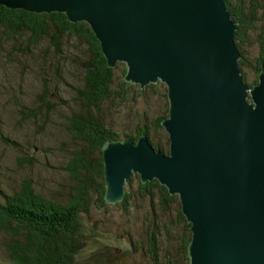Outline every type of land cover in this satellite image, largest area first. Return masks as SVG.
I'll return each mask as SVG.
<instances>
[{
  "label": "water",
  "instance_id": "95a60500",
  "mask_svg": "<svg viewBox=\"0 0 264 264\" xmlns=\"http://www.w3.org/2000/svg\"><path fill=\"white\" fill-rule=\"evenodd\" d=\"M65 13L95 31L111 66L141 87L167 85L169 154L147 134L107 142L105 198L125 197L133 173L158 179L192 223L190 264H264V69L245 79L239 25L225 0H0Z\"/></svg>",
  "mask_w": 264,
  "mask_h": 264
},
{
  "label": "trees",
  "instance_id": "16d2710c",
  "mask_svg": "<svg viewBox=\"0 0 264 264\" xmlns=\"http://www.w3.org/2000/svg\"><path fill=\"white\" fill-rule=\"evenodd\" d=\"M225 1L232 12L233 20L239 25L235 41L242 55L239 60L241 70L246 81L253 86L258 82L256 78L259 72L264 69V0H250L251 6L248 8L246 0H239L235 4L233 2L236 0ZM256 25L262 29L260 53L257 65L254 66L256 78L250 81L246 69L249 62L244 54V44L246 34ZM26 60L37 64L41 81V90L37 94L39 98H43L42 94L51 87L54 91L59 89L58 84L62 81L67 85L65 88L68 87L73 93L72 100L79 108L75 111L69 110L66 117L68 124L65 127L67 133L77 140L78 146L64 165L72 180L67 193L51 191L46 194L37 186V181L25 177L20 179L14 177L11 181V190L0 189V264H80L77 257L85 246L81 214L88 212L92 207L107 211L108 205L122 206L131 203L135 195L128 193L127 185L133 182L137 186L134 190L140 194L139 197L147 198L154 211L156 204L158 209L162 208L165 211L169 210V204H178V214L174 223L183 226V239L179 249L182 260L189 264L191 223L187 221L182 210L178 194L171 193L168 187L156 178L143 181L138 173H133L126 184L123 200L110 203L105 198V164L102 153L104 145L118 140L137 143L144 133L150 138L151 128L147 125L137 128L136 133L125 132L122 138L121 133L116 130H120L121 127L116 126L114 129L115 127L103 116V106L108 101L116 105L108 109L109 114L119 113V110L125 107L129 95L128 85L141 87L140 84L132 83L125 78L127 67L124 62L118 61L114 66L109 65L100 40L86 21L74 22L59 11L39 13L24 8H11L0 3V64L10 67L12 63H17L15 65L24 66ZM65 69L73 76L80 77L77 73H81V81L72 76L66 79L73 83L65 80ZM9 73L10 71L6 74ZM159 84L165 89L157 93L165 100L164 108L161 109L164 113L158 112L154 118L150 117L148 112L143 116L155 125L156 132H163L165 135L163 140L157 142L150 138L155 148L169 154V133L162 124L169 113L167 85L158 81L141 88L144 91L148 88L156 91ZM44 105L47 106L45 111L48 113L44 111V116H47L46 122H53L54 116L49 114L54 108L53 103L45 102ZM18 107L21 108L13 126L14 132L19 134L21 131L18 127L27 124L34 126L36 124L35 127L40 131H32L30 136L20 140L14 135L0 131V138L20 149L18 155L16 153L13 155L17 167L25 165L33 167L34 163L40 162L38 155L42 152V147L32 140L33 135L41 137L43 140L41 146L43 143L47 145L45 150H49L48 141L54 142L55 139L52 136L48 138L45 136L46 128L36 119L42 108L38 102L18 104ZM148 210L151 213V208ZM155 221L159 224L156 218ZM158 224L155 229L149 230L145 237L148 239L152 260V263L148 261L147 264H174L176 258L170 257L165 248L170 241L171 225L168 227L167 224L163 226ZM159 247L164 248L165 255H162Z\"/></svg>",
  "mask_w": 264,
  "mask_h": 264
},
{
  "label": "rangeland",
  "instance_id": "374dc122",
  "mask_svg": "<svg viewBox=\"0 0 264 264\" xmlns=\"http://www.w3.org/2000/svg\"><path fill=\"white\" fill-rule=\"evenodd\" d=\"M237 1L239 0L232 2L235 4ZM249 6H251L250 0H246V8ZM261 31V27L256 25L246 34L244 54L249 62L246 69L250 81L256 78L254 66L257 65L260 53ZM16 62L20 61L16 60ZM15 64L17 63H12L10 67L6 64H0V131L7 135H14L19 140L30 136L32 131L39 132L40 130L35 127L36 124L35 126L32 124L22 127L17 126L18 130L21 131L19 132L20 135L14 132L13 129L18 119V111L21 108L18 107V104H32L36 101L42 107L36 119L41 121V124L46 128L44 130L45 136L47 138L52 136L55 141L50 142L47 140L49 150H45L47 145L43 143V146H41L43 142L41 137L37 134L33 135L32 140L34 143L42 147V152L38 155L40 162L34 163L33 167H31L32 165L17 167L13 155L15 153L18 155L20 149L16 148L18 146L6 143L0 138V189L11 190V181L14 177L18 179L25 177L37 181V186L42 188L46 194L51 191L61 193L66 191L67 193L72 180L64 169V165L71 157L72 151L78 146V142L67 133L65 127L68 124L66 123V117L69 115V110L75 111L79 108V105L77 106L72 100L73 93L68 87L65 88L67 86L65 81L59 82V89L54 91L51 87L46 93L42 94L43 98H39L37 94L41 90V81L37 64H33L28 60L25 61L24 66ZM124 65L126 67L125 63ZM8 71L10 73L6 74ZM77 74H80V77L73 76L70 71L65 69V80L73 83L70 79H66L72 76L74 79L81 81V73ZM256 80H258V76ZM161 90L165 91L162 84H159L156 91L152 88L144 91L141 87L128 85L127 92L129 95L125 107L121 108L119 113L112 112L109 114L108 109L116 105L112 101H108L103 106V116L109 124L115 127L114 129H116V126L121 127L120 130H116L121 133L122 138L125 132L136 133L137 128L147 125L151 128L149 130L150 138L155 142L161 141L165 138L163 132H156L155 125L143 116L148 112V115L154 118L158 112L164 113V110L161 111V109L164 108L165 100L157 94L161 93ZM45 102L53 103L52 107L54 108L49 113L54 116L53 122H46L47 120H45L47 119V116H44L47 109V106L44 105ZM24 134L27 135L24 136ZM150 138V143L154 146ZM118 141L122 142V140ZM134 144L138 145V143ZM31 154L36 156L33 153ZM7 181L11 184H6ZM127 187L128 193L135 195L132 200V202L135 200L133 204L132 202L122 206L111 204L107 206V211L102 210L103 208L92 207L88 212L81 214L85 246L78 254V262L80 264H147L148 261L152 263L148 239L145 237L149 230L156 228L158 224L155 221L156 218L162 226L164 224L171 225L170 241L165 248L170 257L176 258L174 264H187V261L182 260L179 249V244L183 239V226H177L174 223L178 214V204H169V210L167 211L162 208H160L161 210L158 209L156 204L154 211L151 202L147 198L139 197L140 194L134 190L137 189L134 182L127 185ZM148 208H151V213ZM143 244L144 247L142 248ZM159 251L162 253L164 248L159 247ZM162 255H165V252Z\"/></svg>",
  "mask_w": 264,
  "mask_h": 264
},
{
  "label": "bare ground",
  "instance_id": "6f19581e",
  "mask_svg": "<svg viewBox=\"0 0 264 264\" xmlns=\"http://www.w3.org/2000/svg\"><path fill=\"white\" fill-rule=\"evenodd\" d=\"M120 62V61H119ZM180 200H181V198H180ZM181 204H182V201H181ZM182 210H183V208H182Z\"/></svg>",
  "mask_w": 264,
  "mask_h": 264
}]
</instances>
